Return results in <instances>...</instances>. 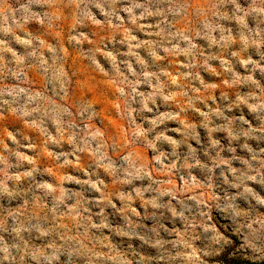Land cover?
<instances>
[{
    "label": "clouds",
    "instance_id": "1",
    "mask_svg": "<svg viewBox=\"0 0 264 264\" xmlns=\"http://www.w3.org/2000/svg\"><path fill=\"white\" fill-rule=\"evenodd\" d=\"M0 264H264V0H0Z\"/></svg>",
    "mask_w": 264,
    "mask_h": 264
},
{
    "label": "rangeland",
    "instance_id": "2",
    "mask_svg": "<svg viewBox=\"0 0 264 264\" xmlns=\"http://www.w3.org/2000/svg\"><path fill=\"white\" fill-rule=\"evenodd\" d=\"M108 119H111L110 117Z\"/></svg>",
    "mask_w": 264,
    "mask_h": 264
}]
</instances>
